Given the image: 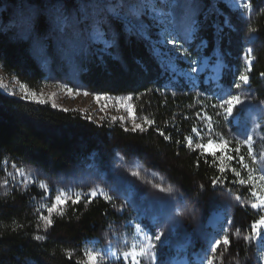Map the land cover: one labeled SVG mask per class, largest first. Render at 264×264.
Returning <instances> with one entry per match:
<instances>
[{"label": "trees", "instance_id": "trees-1", "mask_svg": "<svg viewBox=\"0 0 264 264\" xmlns=\"http://www.w3.org/2000/svg\"><path fill=\"white\" fill-rule=\"evenodd\" d=\"M207 1V10L198 17L192 42L187 46V56L189 59L192 54L191 61L205 58L209 66L219 59L218 81L205 80L210 75L205 70L196 88L176 71L163 74L161 65L167 62L161 55L165 49L162 27L158 21L146 18L144 34L136 30L129 32L123 22L116 21L115 42L106 49L91 43L78 66V79L90 93L111 98L132 97L129 103L137 123L143 124L145 117L154 121L152 126L143 124L146 129L143 132L132 131L117 118L105 116L95 123L81 111H65L47 102L13 98L0 91V264H76L78 258L83 259L85 247L99 238L117 216L110 210V204L100 198L87 208L81 202L72 206L77 211L69 207L64 218L55 217L48 233H39L48 237L45 241H35L32 238L37 234L34 208L43 194L39 180H47L52 196L58 186L63 187V182L68 183L72 177L89 171L106 174L112 165L118 166V173L127 178L122 167L132 161L166 179L183 196L182 206L192 209L203 220L219 208L218 204L227 203L232 224L228 227L230 244L226 260L258 264L254 256L255 241L246 244L243 235L250 234L251 224L259 215L249 207L240 206L239 202L249 195L241 185L233 183L236 177L231 171L232 168L241 173L243 170L232 161L221 174L219 153L217 159L200 156L199 149L191 150L183 140L192 135L195 141L193 127L203 129V136L207 121L198 119L196 114H206L214 122L216 113L212 104L213 92L218 90L216 85L230 88L234 78L245 69L242 60L249 24L258 29L251 34L255 39L250 43L254 62L248 73L249 89L254 91L258 102H264V82L260 79L264 73V14H255L264 8V0H253L251 20L223 2L215 1L216 9H213L214 1ZM20 2L0 0V72L19 84L26 83L32 91H39L47 81V74L33 55L32 40L25 38L17 27L19 13L15 8H19ZM29 2L35 6L37 0ZM168 58L183 73L191 71L185 59ZM230 90L235 94V88ZM158 129L171 139L164 140ZM178 140L182 143H177ZM13 164L25 168L26 173L38 172L36 181L17 185L13 180ZM10 172L12 175H8ZM216 176H222L223 186L218 184L214 189L211 182ZM200 185L205 186L203 192ZM235 196H240V201ZM14 220L20 227L13 224ZM236 229H240V237L233 235ZM66 249L73 252L71 259L65 255Z\"/></svg>", "mask_w": 264, "mask_h": 264}, {"label": "snow or ice", "instance_id": "snow-or-ice-1", "mask_svg": "<svg viewBox=\"0 0 264 264\" xmlns=\"http://www.w3.org/2000/svg\"><path fill=\"white\" fill-rule=\"evenodd\" d=\"M158 2L163 5H171L175 10V15L172 11L165 12L162 8H158ZM233 6H236L248 14V19L251 20L253 15L254 3L253 0H232ZM200 0H116L113 4V0H37L35 6L29 0H21L19 5V14L17 20V27L20 29L21 34L25 38L32 40V51L33 55L38 58H44L46 56L45 43L41 37H47L55 40L56 49L62 56L71 61L77 56L87 52L91 43L96 41H103L105 46H110L111 43L115 42L116 33L113 31V26L116 21H121L126 26L129 32L133 30L144 34L146 31V25L143 17H151L153 20L158 21L160 24L172 25L174 29H182L185 33V39L190 40L193 38L194 25L196 21L194 19L195 9L201 7ZM213 8L215 9L216 3L214 0ZM257 15L264 14V8H260ZM46 17V19H45ZM179 19V23H178ZM227 23V21H225ZM103 27V30H102ZM89 28L92 29L91 33ZM258 29L252 27L249 24V41H252L254 37L251 35L257 33ZM168 33L170 38L163 41L165 44H170L172 47L168 50V54L176 53L180 57H184L185 61L190 64H195V61L188 59L187 53L182 50V45L177 43V37L179 33L172 34L169 29L165 27L162 31V35ZM108 35L110 40H105V36ZM253 48L251 44L245 49L244 61L247 67L240 72L238 77H235L231 83L230 88L241 90L240 92L233 94L230 88H225L222 84H217V91L213 92V97L217 101L216 104H212L213 108L219 107L221 111H217V116H222L225 121L232 117L234 110L238 109V106L248 103L254 98L249 94V89L244 86L249 85L250 77L249 72L252 71V60ZM45 62H47L45 60ZM175 71L171 64H162L161 72L167 74L169 71ZM192 72H196L197 68L192 67ZM185 73H181L184 75ZM264 77V73L260 74ZM190 80H194V77H189ZM211 79V78H210ZM62 87L68 92L79 94V90H74L67 85ZM195 87V84H193ZM19 90L21 93V99H37V94L32 91L26 83L21 82L19 84ZM12 93H9L11 95ZM84 96L93 95L94 99L99 102L101 99L106 97L90 93L89 91L83 92ZM118 100L123 99L124 101L131 100V96H125L117 98ZM38 103H43V100L37 99ZM201 102V101H197ZM55 107V105H53ZM65 111H67L65 109ZM130 115L132 109H129ZM197 118L207 121L205 127L207 128L208 140L206 143L202 142L203 137L201 133L203 129L197 127L192 128V133L195 134V141L192 135L184 137L183 143L186 144L191 150H200V156L211 155L214 159H217L216 153H221L219 160L222 163L218 166V170L223 174L226 170L227 165L223 161L231 162L233 160L239 165V168L247 171V178L241 177V172L236 168H232L231 171L234 173L236 179L233 183L246 185L251 184L252 187L249 189L251 196L255 198V202L250 204V207L257 210L259 219L255 220L251 224L250 234L243 235V240L246 244H250L261 239L264 243V153H261L259 161L253 151V136L247 135L246 138H225V134L215 132L212 127L211 117L206 114L201 116L197 113ZM153 120L145 117L143 118V124L152 126ZM143 124L135 122L133 119L132 131L139 130L141 132L146 129ZM127 130V129H126ZM160 136H163L164 140H170L171 137L166 135L164 131L157 130ZM215 137V138H213ZM235 139V147L230 148V145ZM182 143V141H177ZM194 145V147H193ZM247 146V156L251 159L253 165H259V167H251L246 161L245 156L241 153L242 147ZM230 153H235L232 155ZM199 158V157H198ZM121 159H123L121 157ZM207 162V161H205ZM6 163V162H5ZM15 169V176L13 180L16 181L17 185L23 183L35 182L39 173H33L31 170L25 171V168L12 165ZM133 177L139 178L140 172L138 170L132 171ZM17 177H21L22 180H17ZM7 180L4 181L6 185ZM212 186L215 187L219 184L223 186L222 176H216L212 179ZM153 187L164 196L156 197L157 200L161 201L162 204L168 208L175 202L177 205L182 204L183 196L176 193L173 186L163 187L160 184H155ZM39 188L43 190V194L40 197L38 206L34 208V213L37 215V234L33 235L35 241H45L48 237L41 232L48 233V230L54 226L55 217L64 218L69 207L75 206L81 202L84 203L87 208L97 197L103 198L106 203L112 204L116 207L117 212H123L124 205L121 204L119 207L116 206L114 201L120 199V193L116 188H109L105 190L99 185H94L88 192L74 191L71 186L57 187L55 189V195L50 196L49 193L52 191L49 187V183L46 179L39 180ZM205 186L200 185L201 192L204 191ZM258 189V190H257ZM23 190V189H22ZM7 195V193H5ZM127 199V197H125ZM240 196H235L236 201H240ZM50 201V202H49ZM243 206V205H241ZM72 211L75 212L77 209L72 207ZM47 213L45 215L44 213ZM193 214L192 209L176 207L174 209V215H168L167 221L173 227L169 231L175 230V227L179 224L178 217H184L185 215ZM13 224L18 228L20 227L16 221ZM228 224L231 225L232 221L229 218ZM147 227V226H145ZM223 235H215L207 238V247L202 249V255L200 257L199 264H215V261L222 260L225 253L228 251L230 244V237L228 235L229 229L223 227L221 229ZM137 231L141 233V239L144 241L139 244L138 250L137 245H133L130 251L122 253L124 258V264H128L129 258H131V264H141V258L144 259L145 264H165V261L158 256V244L159 247H163L168 242V236L164 230H160L156 233L145 231L140 225H137ZM233 235L240 237V229H236ZM162 237L164 239L162 240ZM223 245V250L221 249ZM65 255L71 259L73 252L71 250H65ZM102 255L115 256V253H104L102 254L99 249L85 248L83 251V259H77L76 264H99ZM260 264H264V252L259 255ZM111 264V261H109Z\"/></svg>", "mask_w": 264, "mask_h": 264}, {"label": "rangeland", "instance_id": "rangeland-1", "mask_svg": "<svg viewBox=\"0 0 264 264\" xmlns=\"http://www.w3.org/2000/svg\"><path fill=\"white\" fill-rule=\"evenodd\" d=\"M215 1L223 2L231 9H237L240 13H244L246 17L248 16L246 12L236 6H233L232 0ZM115 2L116 0H113V4H115ZM200 3L202 6L195 9L193 13L196 22L200 15H204L208 6L207 0H200ZM157 7L162 8L165 12L172 11L175 15V10L171 7V5L166 6L158 2ZM17 9L19 8H15V12L19 13V10ZM144 18L153 20L151 17H143L142 19L144 20L145 25L146 22ZM179 22L180 21L178 19V23ZM160 25L162 27V31L165 27H167L170 33H179L177 43L182 45V50L187 53V46L192 42L193 38L186 40L185 33L182 29H174L172 25ZM91 31L92 29L89 28L90 33ZM109 38L110 37L108 35L105 36V40H109ZM169 38L170 35L168 33L164 35L161 34L162 44L165 47V49L162 50L161 55H163L167 64L170 63L175 71L181 75L183 72L178 69L172 59L168 58V56H180L176 53L168 54V50L172 46L170 44L163 43V41ZM43 40L45 43L46 56L44 58L35 57L38 60L40 67L47 74V81L39 91H34L37 94V99L43 100V102H47L52 106L55 105V108L57 109H73L81 111L95 123H99L105 116H110L113 119L117 118L122 121L127 127H133V119L135 116L133 114V110L131 115L129 113V109L131 108L129 100H118L117 98L102 95L106 97V99H101L97 102L93 95H83V92L88 90L80 83L77 75V69L81 61L84 59L85 53L69 61L58 52L55 40L49 38H45ZM246 40V46L244 49H246L251 43L249 39ZM94 43L100 45L102 48H107L103 41H96ZM157 52L159 53V50ZM181 58L185 59L184 57ZM191 58L192 54L190 53L189 60H191ZM45 60L47 62H45ZM192 61H195V64L189 63L190 67H196L197 71H190L183 75L191 86L195 84V87L198 88L199 76L205 70H208L210 73L209 76L205 77V80H208V82L216 81V77L220 72L216 64L209 66L205 58ZM242 61L246 68L247 65L245 64L244 58ZM189 77H194L195 79L190 80ZM260 79L264 82V77ZM62 85H67L74 90L78 89L79 94H76L75 91L73 93H68ZM244 87L249 89V85ZM0 91L13 98H21L19 83L13 78L4 76L1 72ZM240 91L241 90L236 89L235 94ZM9 93L12 94L9 95ZM249 94L254 97L250 103L246 101L245 104L238 106V109L234 110L233 116L229 117L228 121H225L222 116L216 115L214 122H212V127L215 132L225 134L226 139L237 137L246 138L247 135H252L253 151L259 161L261 153H264V102L257 101V96L253 90L249 89ZM37 99L27 100L37 101ZM216 103L217 101L215 100L214 104ZM213 109L215 110V113L217 111H221L219 107ZM135 122H137L136 118ZM205 125L206 123L204 124L205 129L202 136V142L204 143H206L209 138ZM235 146V139H233L230 148H234ZM217 153L221 155L219 151H217ZM241 153L245 156V161L251 167H259V165H253L251 159L247 156V146L242 147ZM230 154L235 155V153ZM231 162L226 161L225 164L228 165V163ZM233 162L236 163L235 160H233ZM122 168V171L125 172L128 179L118 173V166L112 165L111 171L106 174L89 171L85 175L78 176L77 178L72 177L68 180V183L63 182V187H65V185L71 186L74 191L88 192L94 185H99L105 190L114 187L118 189L120 193V199L114 201V203L117 207L123 204V212H117L116 207H113L112 204L108 203L110 204V210L115 216H117V219H113L111 222L113 224L109 225L107 227L108 229L99 235V238L92 240L86 246L87 248L99 249L102 254L115 253V256L102 255L99 264H109V261H111V264H124L122 253L130 251L134 244L137 245L138 250L139 244L144 242L141 239V233L137 231L138 224L141 228H144L145 231H149L151 233H156L160 230L165 231L168 236V242L164 244L162 248L159 247L160 242H156L158 244V256L165 261V264H199L200 257L203 254L202 249L207 247V238L215 235H223L224 233L221 229L223 227L228 228L230 226L228 224V220L231 216V208L228 207V204L226 203L223 206L218 204L219 208L212 212L206 220H203L197 213L187 215L184 219H182V217H178L177 219L179 220V224L175 227V230L169 231L173 226L168 223L167 216L174 215V209L176 207H184L182 206L183 202L180 205L173 202L171 207L166 208L161 201L156 199V197L164 196L165 194L156 190L153 185L160 184L163 187H168L170 185L167 180L158 175L156 172L144 170V168L137 162L132 161L127 165H123ZM136 170L140 172L139 178L131 175V172ZM8 175H12V172ZM247 175V171L243 170L241 177L246 179ZM241 186L243 189H246V195H249V198L245 197L241 200L239 202L240 206L243 205L241 207L251 208L250 204L255 202V198L251 196L249 191L252 185L246 184ZM176 193L180 195L177 190ZM51 195L54 196L55 192ZM125 197H127V199H125ZM97 198L103 200L101 197ZM252 210L257 212V210ZM262 232H264V229H262ZM163 239L164 237H162V240ZM254 245V256L257 263L260 264L259 255L261 252H264V243H262L261 239L258 238L255 240ZM220 250H223V245H221ZM128 264H131V258H129ZM141 264H145L143 258H141ZM215 264L238 263L227 261L225 253L222 260L215 261Z\"/></svg>", "mask_w": 264, "mask_h": 264}, {"label": "built area", "instance_id": "built-area-1", "mask_svg": "<svg viewBox=\"0 0 264 264\" xmlns=\"http://www.w3.org/2000/svg\"><path fill=\"white\" fill-rule=\"evenodd\" d=\"M240 13V12H239ZM241 14H244V13H241ZM253 61V60H252ZM217 64L219 65V61H217ZM247 67V66H246Z\"/></svg>", "mask_w": 264, "mask_h": 264}]
</instances>
